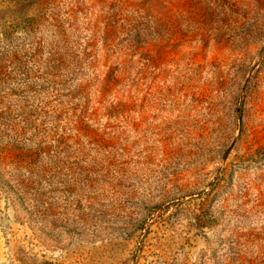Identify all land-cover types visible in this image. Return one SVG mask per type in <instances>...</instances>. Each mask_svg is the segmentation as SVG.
<instances>
[{
	"label": "rangeland",
	"instance_id": "374dc122",
	"mask_svg": "<svg viewBox=\"0 0 264 264\" xmlns=\"http://www.w3.org/2000/svg\"><path fill=\"white\" fill-rule=\"evenodd\" d=\"M0 264H264V0H0Z\"/></svg>",
	"mask_w": 264,
	"mask_h": 264
},
{
	"label": "water",
	"instance_id": "95a60500",
	"mask_svg": "<svg viewBox=\"0 0 264 264\" xmlns=\"http://www.w3.org/2000/svg\"><path fill=\"white\" fill-rule=\"evenodd\" d=\"M243 90H244V88H243ZM240 98H241V96H240ZM238 110H240V107L238 106Z\"/></svg>",
	"mask_w": 264,
	"mask_h": 264
}]
</instances>
